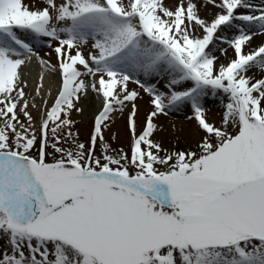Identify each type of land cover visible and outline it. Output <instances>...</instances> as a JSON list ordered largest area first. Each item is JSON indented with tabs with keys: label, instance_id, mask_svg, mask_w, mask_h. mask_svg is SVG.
Listing matches in <instances>:
<instances>
[{
	"label": "snow or ice",
	"instance_id": "6c2138e0",
	"mask_svg": "<svg viewBox=\"0 0 264 264\" xmlns=\"http://www.w3.org/2000/svg\"><path fill=\"white\" fill-rule=\"evenodd\" d=\"M257 34L264 0H0V264H264ZM33 57L59 78L51 105L43 76L26 91ZM89 93L85 143L72 113ZM184 109L198 138L165 149L157 120ZM126 110L128 151L104 136Z\"/></svg>",
	"mask_w": 264,
	"mask_h": 264
},
{
	"label": "rangeland",
	"instance_id": "374dc122",
	"mask_svg": "<svg viewBox=\"0 0 264 264\" xmlns=\"http://www.w3.org/2000/svg\"><path fill=\"white\" fill-rule=\"evenodd\" d=\"M37 44V43H35ZM38 48H45L47 47L46 44L40 43L38 46ZM217 55H220L219 52H216ZM49 57V56H48ZM35 58V57H34ZM47 60H50L51 63H56V58H45ZM26 71L28 72L29 76H43L44 77V81H48L49 79L52 78L53 81H55V85L53 88V92L52 95L54 97L55 94H57V86H58V77H53L52 75H50L40 64L37 60H32L31 62H29L28 66L25 67ZM37 81H39V79L37 78ZM43 81V83H44ZM49 84V83H48ZM45 85V88H49L50 84ZM48 99V97L46 98L48 100V102L50 101L51 103H53L54 99ZM88 101L89 104L90 103H96V101H98L95 97V94L93 93H89V95L87 96V98H85V101ZM208 101H210L208 104H218L221 106V111L219 112V115H216L214 112L211 115L209 109H207V116L208 119L210 121L213 122H219L220 120V116L221 113L223 111V107L222 104L220 103V99L217 98L216 100H211L209 99ZM82 104H84V101L81 100L80 106H82ZM139 104V103H138ZM139 114L137 117V123H138V127H137V131H140V123L143 121L146 113L150 110V105L148 103V99L143 102V105L139 104ZM212 106V105H210ZM84 109V107H83ZM88 110L83 111L82 114L80 113H76L73 112L72 113V119L74 121H76L75 126L73 128L74 132H79V139L81 142H85L87 143L90 133L92 131V127H93V118H91L87 112ZM34 113H38L37 111ZM169 126H171V130L175 131V127L178 126L179 124H181L184 121H189L187 119V116L190 115V113L187 111V109L181 110V111H172L169 112ZM35 116V115H34ZM216 117V118H215ZM171 122V124H170ZM192 123H194L192 121ZM183 137L187 138L188 140H183L181 139L180 136H178V138L176 137H172V139H162L161 137H158V134L155 133L154 135V139L158 142L161 143L162 147H164L165 149L168 150H184L187 149L189 146L194 145L195 142V138H192V136L188 135V134H182ZM104 136L105 139L111 144V146L113 148H123L125 151L129 150V145L131 143L130 140V134L128 132V128H127V110L125 111L123 117H120L119 115L116 116L115 118V122L111 124V126L105 130L104 132ZM194 137V136H193ZM198 138V137H197ZM97 150L99 151V146H97Z\"/></svg>",
	"mask_w": 264,
	"mask_h": 264
},
{
	"label": "bare ground",
	"instance_id": "6f19581e",
	"mask_svg": "<svg viewBox=\"0 0 264 264\" xmlns=\"http://www.w3.org/2000/svg\"><path fill=\"white\" fill-rule=\"evenodd\" d=\"M253 3H256V4H259L260 3V0H252ZM213 11V9H208L207 11H204L202 10L201 12V15H210L211 12ZM37 44H35V50L38 52V55L41 56V57H44V58H50L52 57L53 59L56 58V55L54 52H51V50L48 48V47H45V48H38L37 46L40 44L39 42H36ZM261 43H264V34H257L256 36H254V39H253V46H256V45H260ZM86 51V50H85ZM49 53H51V55H48ZM231 55V50H229V56ZM49 56V57H48ZM32 60H37L36 58L33 57ZM31 60V61H32ZM220 62H227L226 59L221 56L220 57ZM23 72L25 74V78L27 79L28 81V89L26 91L30 92L32 95H35V92H34V89L36 88V85H37V78L39 79L41 76H29L28 75V72L26 71V68L23 69ZM249 75H251V73H249ZM44 81V80H43ZM50 84L51 86V96H45V98L48 97V99H52L53 95H52V90L54 88L53 85H55V83H53V79L50 78L49 79V82L46 80L44 81V85L46 84ZM48 84V85H49ZM130 87H136L135 85H130ZM141 95L143 96V99H140L138 100V103L143 105V102H145L148 97L143 93L141 92ZM56 94L54 95L53 98H55ZM82 101H84V104H82V106L84 107L85 110H88V114L91 118H94V115L97 113L98 111V108L100 106V103L99 101H96V103H90L86 100L85 101V98L82 99ZM35 102L37 104H41L42 101L40 99V97H36V100ZM210 101L206 102V105L205 107L207 109H209L210 112L208 113H211V115L213 114V112L216 114V115H219V112L221 111V106L218 105V104H208ZM49 105H51L52 103L49 101L48 102ZM138 104V105H139ZM212 105V106H210ZM33 112V115H35V117H37V121L39 120V115L40 113H34L36 112V110H32ZM216 118V117H215ZM169 115L167 116H160L157 120V124L159 125V129L158 131L156 132L158 134V137H161L162 139H172V137H176L178 138V136L181 137V139H183V135L182 134H188L190 136H192V138H195L197 139L198 135L196 133V129H195V124L192 123V121H184L182 122L181 124H179L178 126L175 127V131H172L171 130V126H169ZM171 124V122H170ZM194 136V137H193ZM183 140H188L186 137L183 139Z\"/></svg>",
	"mask_w": 264,
	"mask_h": 264
}]
</instances>
